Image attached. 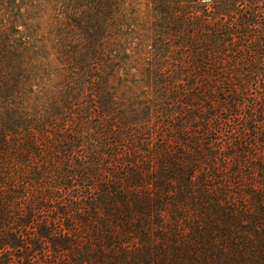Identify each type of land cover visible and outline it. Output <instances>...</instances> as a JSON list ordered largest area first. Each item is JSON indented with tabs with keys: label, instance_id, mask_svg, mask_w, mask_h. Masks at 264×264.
<instances>
[{
	"label": "trees",
	"instance_id": "trees-1",
	"mask_svg": "<svg viewBox=\"0 0 264 264\" xmlns=\"http://www.w3.org/2000/svg\"><path fill=\"white\" fill-rule=\"evenodd\" d=\"M0 0V264H264V0Z\"/></svg>",
	"mask_w": 264,
	"mask_h": 264
},
{
	"label": "rangeland",
	"instance_id": "rangeland-1",
	"mask_svg": "<svg viewBox=\"0 0 264 264\" xmlns=\"http://www.w3.org/2000/svg\"><path fill=\"white\" fill-rule=\"evenodd\" d=\"M147 0H142V4L139 6L141 11H145L146 7H147Z\"/></svg>",
	"mask_w": 264,
	"mask_h": 264
},
{
	"label": "water",
	"instance_id": "water-1",
	"mask_svg": "<svg viewBox=\"0 0 264 264\" xmlns=\"http://www.w3.org/2000/svg\"><path fill=\"white\" fill-rule=\"evenodd\" d=\"M204 2H207V1H209V0H203Z\"/></svg>",
	"mask_w": 264,
	"mask_h": 264
}]
</instances>
